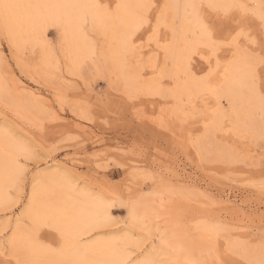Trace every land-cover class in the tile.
Returning <instances> with one entry per match:
<instances>
[{
    "label": "rangeland",
    "instance_id": "rangeland-1",
    "mask_svg": "<svg viewBox=\"0 0 264 264\" xmlns=\"http://www.w3.org/2000/svg\"><path fill=\"white\" fill-rule=\"evenodd\" d=\"M167 1L152 0L147 23L134 35L141 38L123 55L124 68L144 80L150 78L151 59L158 67L165 61L170 20L154 25ZM238 2L251 8L261 0ZM198 14L204 20L208 10L199 6ZM249 19L238 51L222 49L207 62L192 54L200 80L216 63L237 55L250 63L264 54L261 26ZM84 32L91 53L74 71L61 28H50L43 42L18 47L0 21V129L29 150L19 157L17 184L0 204V264H32L11 247L23 231H36L42 248L60 250L63 239L56 229L36 227L24 215L36 179L50 173L72 185L75 197H98L108 208L101 210L104 223L83 243L113 239L131 254V263L154 254L169 264H264V134L235 132L228 117L222 130L199 143L217 107L234 118L230 102L222 98L220 106L205 107L204 101L217 100L203 93L177 106L171 98L130 91L107 60L103 30L87 21ZM199 43L194 52L203 53ZM252 88L255 116L264 121V68L252 78ZM177 107L181 114H175Z\"/></svg>",
    "mask_w": 264,
    "mask_h": 264
},
{
    "label": "bare ground",
    "instance_id": "bare-ground-1",
    "mask_svg": "<svg viewBox=\"0 0 264 264\" xmlns=\"http://www.w3.org/2000/svg\"><path fill=\"white\" fill-rule=\"evenodd\" d=\"M200 1L166 2L154 26L158 28L170 20L171 37L168 41L164 39L167 43L162 47L165 53L164 64L158 67L155 60H150V70L146 72L150 78L147 80L139 72H129L124 68L123 55L141 38H134V35L147 23L152 0H0V21L12 43L18 47L23 43L43 42L50 28H61L66 40V56L74 71L81 67L91 53L84 32V24L89 21L103 30L108 43L107 60L121 73L125 87L130 91L171 98L177 106L183 101L194 103L203 93L217 100L216 103L204 101L205 107L220 106L222 98L230 102L234 118L217 107L211 112L209 120H204V134L199 143L222 130L224 121L229 118L233 120L231 123L235 132L261 136L264 134V121L255 116L258 100L252 88L250 63L238 55L234 56L231 61L216 63L213 66L215 68L202 80L197 77L201 70L192 67L191 56L195 51V43L202 40V20L198 14ZM104 2L113 6V9L105 7ZM176 20L177 27L174 26ZM182 112L183 109L177 107L175 114ZM1 130L0 204L7 200L8 190L20 178L22 170L19 157L29 153L26 145L10 140ZM75 193L72 185L54 173L36 179L24 215L36 227L44 224L52 226L59 232L63 243L58 252L44 249L36 242V231L30 233L22 230L23 233L15 234L10 243L16 252L24 256L23 259L26 258L32 264H169L168 261L157 260L154 254L131 263V254L117 248L113 239L98 238L83 243L84 238L104 223L101 210L105 208L108 212V208L101 198L84 193H80L81 197L77 198ZM147 208H142L144 215L148 214ZM130 214L136 217L134 209ZM260 258L264 260V253Z\"/></svg>",
    "mask_w": 264,
    "mask_h": 264
},
{
    "label": "snow or ice",
    "instance_id": "snow-or-ice-1",
    "mask_svg": "<svg viewBox=\"0 0 264 264\" xmlns=\"http://www.w3.org/2000/svg\"><path fill=\"white\" fill-rule=\"evenodd\" d=\"M200 7L207 9L209 13L201 22L202 40L198 48L204 51L193 52V55L201 54L202 59L206 57L211 61L222 49L238 50L240 38H247L245 26L250 23V17L261 26V47L264 48V0L251 8L238 0H207ZM231 24L236 27H231ZM249 66L254 82L257 70L264 68V54L259 59L251 57Z\"/></svg>",
    "mask_w": 264,
    "mask_h": 264
}]
</instances>
